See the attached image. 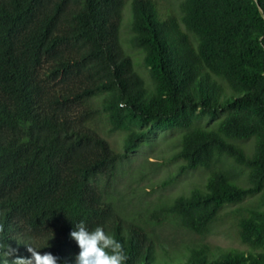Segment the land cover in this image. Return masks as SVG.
Segmentation results:
<instances>
[{
	"label": "trees",
	"instance_id": "16d2710c",
	"mask_svg": "<svg viewBox=\"0 0 264 264\" xmlns=\"http://www.w3.org/2000/svg\"><path fill=\"white\" fill-rule=\"evenodd\" d=\"M124 2L0 0V244L76 264L70 233L84 221L123 245L125 264H167L153 230L162 220L204 238L226 204L255 196L236 211L246 248L199 241L169 264H264V0H180L179 15L130 0L142 73L120 39ZM159 129L179 130L159 185L196 167L206 177L129 214L121 165ZM107 132L121 133L119 149Z\"/></svg>",
	"mask_w": 264,
	"mask_h": 264
},
{
	"label": "rangeland",
	"instance_id": "374dc122",
	"mask_svg": "<svg viewBox=\"0 0 264 264\" xmlns=\"http://www.w3.org/2000/svg\"><path fill=\"white\" fill-rule=\"evenodd\" d=\"M180 0H156V5L160 14H166L168 12L176 15L180 14L179 9ZM130 0H125L122 5V19L120 24V39L124 49L132 56L133 63L138 71L142 73V67L140 66V51L136 48L129 46L127 38L129 35L128 19L130 13ZM179 130H164L159 129L154 136L151 137L150 143L142 145L134 152L128 155L126 160L121 165L123 172H120L115 186L119 188L117 190L123 199L124 209H134L133 212L129 211V214H137L143 216L147 209L152 208L155 204L161 201L165 202L175 194L181 192H187L190 187L195 185L201 186L205 177L206 169L203 167H196L181 174L175 181L166 185H159L161 180L171 173L176 165L177 161H171L168 159L169 153L172 151ZM105 136L110 141L114 148L119 149L121 147V133L119 132H107ZM250 139V140H249ZM248 140H240L246 142L247 146L253 140L250 137ZM145 158L158 162V165L151 169L147 162H144ZM143 173L139 180L128 179L126 176L128 172H133L136 175ZM131 174V173H129ZM242 184H247V180ZM143 188L145 194L142 196L138 193L139 188ZM116 195H118L115 192ZM132 196L133 199H127ZM251 199H255V196H248L243 202L238 205L226 204L220 211L216 219L210 226V233L200 238L193 235L189 231L174 226L169 219L161 221L162 226H155L153 230L159 232V238L155 239L157 248V260L166 261L169 263L181 261L183 255H177L189 245H193L199 241H205L210 245L213 251H220L227 247L246 248L241 243L236 234V211L237 207L245 206ZM149 218H154L150 217ZM154 231V232H155Z\"/></svg>",
	"mask_w": 264,
	"mask_h": 264
},
{
	"label": "clouds",
	"instance_id": "9594fccd",
	"mask_svg": "<svg viewBox=\"0 0 264 264\" xmlns=\"http://www.w3.org/2000/svg\"><path fill=\"white\" fill-rule=\"evenodd\" d=\"M70 236L80 249L76 256V264H125L128 259L123 245L107 234L102 226L98 225L93 230H89L85 222L80 221L74 225ZM26 245L31 255L14 257L16 249L10 244H0V264H57L56 256L48 252L41 254L31 244Z\"/></svg>",
	"mask_w": 264,
	"mask_h": 264
}]
</instances>
